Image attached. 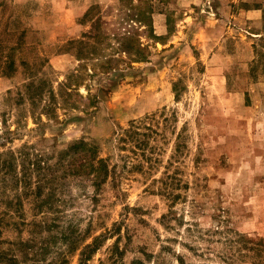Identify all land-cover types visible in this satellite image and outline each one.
I'll return each instance as SVG.
<instances>
[{
  "label": "rangeland",
  "instance_id": "1",
  "mask_svg": "<svg viewBox=\"0 0 264 264\" xmlns=\"http://www.w3.org/2000/svg\"><path fill=\"white\" fill-rule=\"evenodd\" d=\"M0 264H264V0H0Z\"/></svg>",
  "mask_w": 264,
  "mask_h": 264
},
{
  "label": "trees",
  "instance_id": "2",
  "mask_svg": "<svg viewBox=\"0 0 264 264\" xmlns=\"http://www.w3.org/2000/svg\"><path fill=\"white\" fill-rule=\"evenodd\" d=\"M93 152L94 149L91 146H88L86 141H76L72 145L68 146L65 152L60 155L61 161L58 163V165H56V167L62 168L61 172L63 176H66L68 173L73 175L85 174L86 177H89L92 180L96 188H98L99 184L104 181L105 178H107L109 170L104 159L96 158ZM92 153L94 154L93 157ZM94 159L97 162V165H94ZM38 161L40 160H34L32 162V166L36 165L37 167V165H39L37 163ZM86 248L92 249V245L86 244L84 246V250ZM84 250L81 253L83 261L85 259L83 256Z\"/></svg>",
  "mask_w": 264,
  "mask_h": 264
},
{
  "label": "crops",
  "instance_id": "3",
  "mask_svg": "<svg viewBox=\"0 0 264 264\" xmlns=\"http://www.w3.org/2000/svg\"><path fill=\"white\" fill-rule=\"evenodd\" d=\"M247 13H248V15H250L249 13H251V11H248ZM252 13H254L252 16H256V17L258 16L259 17V13L258 14L256 12H252Z\"/></svg>",
  "mask_w": 264,
  "mask_h": 264
}]
</instances>
